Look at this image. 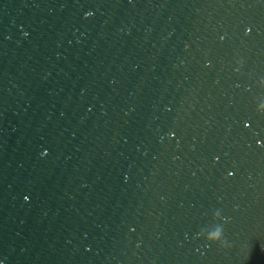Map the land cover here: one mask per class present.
I'll return each mask as SVG.
<instances>
[{
    "label": "water",
    "instance_id": "95a60500",
    "mask_svg": "<svg viewBox=\"0 0 264 264\" xmlns=\"http://www.w3.org/2000/svg\"><path fill=\"white\" fill-rule=\"evenodd\" d=\"M0 264H264V0H0Z\"/></svg>",
    "mask_w": 264,
    "mask_h": 264
}]
</instances>
